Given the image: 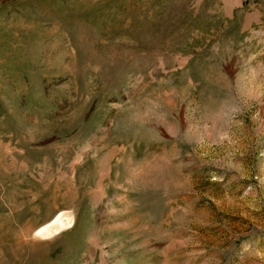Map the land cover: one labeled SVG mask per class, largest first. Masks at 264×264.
I'll use <instances>...</instances> for the list:
<instances>
[{"label": "rangeland", "instance_id": "374dc122", "mask_svg": "<svg viewBox=\"0 0 264 264\" xmlns=\"http://www.w3.org/2000/svg\"><path fill=\"white\" fill-rule=\"evenodd\" d=\"M0 264H264V0H0Z\"/></svg>", "mask_w": 264, "mask_h": 264}]
</instances>
